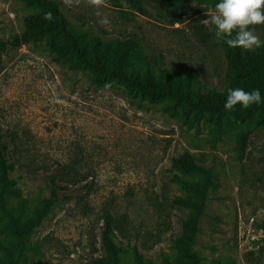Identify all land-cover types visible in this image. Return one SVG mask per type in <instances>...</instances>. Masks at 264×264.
I'll return each mask as SVG.
<instances>
[{"label": "rangeland", "instance_id": "obj_1", "mask_svg": "<svg viewBox=\"0 0 264 264\" xmlns=\"http://www.w3.org/2000/svg\"><path fill=\"white\" fill-rule=\"evenodd\" d=\"M35 1L0 0V39L22 35L29 17L46 13ZM55 1L88 58L111 66L117 42L134 38L139 47L127 71L151 73L158 82L167 71L193 93L200 85L225 87L224 44L215 26L203 23L220 0L191 4L183 23L148 3L143 14L121 0H107L99 10L84 0L72 7ZM251 30L263 43L264 25ZM200 31L210 35L206 42ZM51 42L64 43L53 32L0 59V132L16 163L8 209L22 222L32 219L51 197L50 178L64 167L86 180L60 191V203L29 236L32 249L21 264H87L105 256L101 232L108 212L116 221L113 240L124 247L122 264H138L135 248L151 264H183L178 240L188 234L195 208L172 201L194 204L199 194L174 178L193 185L203 180L173 167L185 153L213 171L194 246L202 264H264V128L251 134L242 156V135L252 123L227 117L217 131L204 115L171 101L150 102L120 82L99 89L94 71H73L77 59L58 57ZM11 242L0 211V245Z\"/></svg>", "mask_w": 264, "mask_h": 264}, {"label": "trees", "instance_id": "obj_2", "mask_svg": "<svg viewBox=\"0 0 264 264\" xmlns=\"http://www.w3.org/2000/svg\"><path fill=\"white\" fill-rule=\"evenodd\" d=\"M121 1L127 2L132 8L143 14H145V3L156 5L166 12L172 23H183L185 21L184 10L198 0ZM35 2L46 13H52L53 21L44 19L46 13L29 17L26 22V30L22 35L15 36L11 40L0 39V59L11 48H19L37 42L44 36L55 32L60 35L64 43H49L51 51L62 59H68L69 53H72L77 61H74L71 69L75 72L94 71L95 78L92 80V84L99 89L108 87L112 81L120 82L134 94L148 99L150 102L171 101L174 106L182 105L189 111L200 116L204 115L209 122L216 126L217 131L222 129L224 119L227 117H232L237 122L252 123V126L242 135V156L246 155L251 134L259 128H264V42L260 48L249 51L243 48H230L222 41L227 64L225 87L220 90L200 85L198 90L193 93L187 87H183L181 83L173 81L167 71L164 72L163 80L160 82L151 73L140 75L127 71L128 59L139 47V42L134 38H125L117 42L116 58L111 66H105L96 59L88 58L86 52L79 46L77 38L70 31V21L60 8L59 3L55 0H36ZM199 33L204 42L210 37L204 31ZM235 88H242L248 92L259 89L262 103L254 104L249 109H243L242 106L237 105L232 111L225 110L224 105L229 90ZM13 160L14 153L11 151L10 144L5 141L4 135L0 132V211L8 220V229L12 238L9 245H0L4 254L0 258V264L23 263L27 258V251L32 249L27 241L29 236L41 225L52 208L60 203L62 200L60 191L68 190L70 185H77L86 180L85 177L79 178L81 173L71 167H64L61 171H56L55 176L50 178L51 197L43 203L32 219L22 222L8 209L7 195L16 182L10 178L16 170V163ZM173 167L186 174H201L203 176L202 182L197 185L189 184L175 176L174 181L197 192L199 200L194 204L181 198L172 201V206L175 207L194 206L195 208V213L190 216L188 221V234L179 239L178 244L183 264H202L200 254L194 249V246L199 233L200 220L206 215L208 190L212 185L213 171L200 165L189 153L174 159ZM62 183L67 185L63 186ZM84 188L89 189L90 186L86 184ZM67 198L65 195L64 199ZM104 220L101 246L106 254L92 259L87 264H122L121 253L124 251V247L116 244L113 240L116 229L115 217L108 212L105 214ZM262 251H264V245ZM133 252L138 264H151L136 248Z\"/></svg>", "mask_w": 264, "mask_h": 264}, {"label": "clouds", "instance_id": "obj_3", "mask_svg": "<svg viewBox=\"0 0 264 264\" xmlns=\"http://www.w3.org/2000/svg\"><path fill=\"white\" fill-rule=\"evenodd\" d=\"M82 0H63L68 6H79ZM88 5L101 9L107 6V0H84ZM97 15L101 13L97 11ZM44 19L53 21L51 12L45 14ZM107 24V19L100 21ZM204 24L215 26V36L222 40L230 48H243L253 50L262 46L260 38L251 30L253 26L264 25V0H220L215 5L214 13L209 19L203 21ZM262 103L259 89L251 92L242 88L229 90L225 110L232 111L237 105L243 109H249L254 104Z\"/></svg>", "mask_w": 264, "mask_h": 264}]
</instances>
